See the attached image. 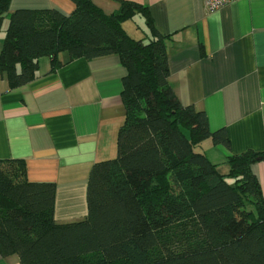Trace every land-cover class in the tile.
I'll return each mask as SVG.
<instances>
[{
    "label": "trees",
    "instance_id": "trees-1",
    "mask_svg": "<svg viewBox=\"0 0 264 264\" xmlns=\"http://www.w3.org/2000/svg\"><path fill=\"white\" fill-rule=\"evenodd\" d=\"M105 13L91 0L8 14L0 73L10 87L31 81L38 59L116 54L126 69L125 118L114 159L92 165L86 215L54 219L55 185L25 178L22 160L0 159V254L19 264H264V198L251 164L263 151L227 156L226 173L198 150L210 138L204 111L182 105L169 82L166 36L146 8L127 0ZM9 0H0V28ZM136 10L151 33L134 39L122 27Z\"/></svg>",
    "mask_w": 264,
    "mask_h": 264
},
{
    "label": "crops",
    "instance_id": "crops-1",
    "mask_svg": "<svg viewBox=\"0 0 264 264\" xmlns=\"http://www.w3.org/2000/svg\"><path fill=\"white\" fill-rule=\"evenodd\" d=\"M91 1L105 13L120 7L119 0ZM127 1L146 8L166 36L168 82L180 103L204 111L212 132L224 130L228 147L203 140L217 170L227 172L229 155L263 151L264 0H234L212 12L204 0ZM74 8L73 0H9L0 50L10 12L56 9L69 15ZM122 27L134 39L151 33L140 10ZM125 73L116 54L69 59L66 51L55 64L41 56L35 77L23 85L10 87L0 73V159L22 160L28 181L54 183L57 222L86 215L92 165L116 157ZM251 170L264 198V161ZM0 264H19L18 256L0 254Z\"/></svg>",
    "mask_w": 264,
    "mask_h": 264
},
{
    "label": "built area",
    "instance_id": "built-area-1",
    "mask_svg": "<svg viewBox=\"0 0 264 264\" xmlns=\"http://www.w3.org/2000/svg\"><path fill=\"white\" fill-rule=\"evenodd\" d=\"M234 0H204V4L209 11H215Z\"/></svg>",
    "mask_w": 264,
    "mask_h": 264
},
{
    "label": "rangeland",
    "instance_id": "rangeland-1",
    "mask_svg": "<svg viewBox=\"0 0 264 264\" xmlns=\"http://www.w3.org/2000/svg\"><path fill=\"white\" fill-rule=\"evenodd\" d=\"M201 147H202V148H201ZM198 150H200L201 152H202L203 150H205V143H204V141L201 143L200 146H198ZM203 153H204V151H203Z\"/></svg>",
    "mask_w": 264,
    "mask_h": 264
}]
</instances>
